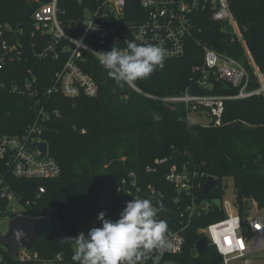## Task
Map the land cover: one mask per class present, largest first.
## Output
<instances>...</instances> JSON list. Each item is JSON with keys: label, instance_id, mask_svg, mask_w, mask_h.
Returning <instances> with one entry per match:
<instances>
[{"label": "trees", "instance_id": "obj_1", "mask_svg": "<svg viewBox=\"0 0 264 264\" xmlns=\"http://www.w3.org/2000/svg\"><path fill=\"white\" fill-rule=\"evenodd\" d=\"M228 3L253 61L264 72V0H228ZM86 5L90 6L89 0H84ZM37 6L34 0H0V24H21L31 29L26 13ZM59 7L66 12L62 19L80 17L83 8L76 0H59ZM220 27L218 23L204 20L202 41L248 68L242 47L236 42L230 43L226 34H220ZM46 43L47 40L38 35L27 34L22 59L7 64L0 76L3 84L0 87V136L21 135L36 121L41 107L51 115L42 125L41 138L47 143L49 156L59 164L60 175L54 179L13 182L16 193L31 199L23 215L48 220L34 243V248L42 255L63 252L70 264H78L72 260L73 243L64 239L99 227L100 212H104L107 219L119 217L127 199L117 195L116 187L129 172L136 174L146 194L147 186L161 193L162 197L150 200L156 206L162 203L167 210L158 216L167 221L168 230L177 229L181 222L180 212L173 202L174 187L165 180L172 165L196 168L202 176V184L209 177L220 179L207 195L201 196L199 191L201 199H222L226 189L222 181L231 178L239 201L254 200L258 207H264L262 97L225 101L220 126L188 121L183 104L151 98L177 96L187 89L197 95L237 93V89L222 81L210 79V89L190 81L192 67L201 65L203 60L199 46L189 42L184 56L164 60L163 66L157 67L149 77L136 81V87L118 86L107 76L98 59L87 56L82 69L96 82L98 95L71 100L59 94L42 95L62 62L34 57L31 45L35 44L37 51ZM106 46L118 47L111 42ZM95 47L99 50L97 45ZM28 71L36 79L37 98L21 96L11 90L12 85L30 79ZM254 88L256 83L252 81L250 89ZM153 115L160 119L154 120ZM39 187H44L45 193L33 199ZM224 217L225 213L215 207L206 215L193 218L185 229L183 252L164 254L160 264H221V256L214 248L210 247L207 256L197 255L194 249L200 237L198 230Z\"/></svg>", "mask_w": 264, "mask_h": 264}, {"label": "built area", "instance_id": "obj_2", "mask_svg": "<svg viewBox=\"0 0 264 264\" xmlns=\"http://www.w3.org/2000/svg\"><path fill=\"white\" fill-rule=\"evenodd\" d=\"M30 17L31 29L17 24H0V76L7 64L22 59L24 37L40 36L47 43L36 51L32 44L33 55L38 60L49 58L61 62L51 85L42 91V95L59 94L75 100L80 97L94 98L98 95L96 82L82 69L87 56L95 55L92 51L111 50L107 43L125 48V41L142 44L145 41L160 46L165 51L164 60H173L185 55L189 42L199 46L203 53L201 65L192 67L190 81L203 89H210V79L222 81L237 89L236 94L197 95L188 89L177 96L151 97L165 103H181L185 106L188 121L192 117L205 116L207 124L220 126L224 113L225 101L241 100L253 96L264 99V72L252 59L246 41L243 38L228 0H89L90 6H84V0H76L82 8L81 16L62 19L66 15L59 7V0L41 2ZM135 6V8H134ZM221 25L219 33L226 34L230 43H238L247 57L248 68L234 57L219 53L202 41L203 22ZM86 48L74 40H81ZM99 47V50L95 46ZM105 46V47H103ZM97 59V58H96ZM30 79L22 84H14L11 90L21 96L37 98L39 89L31 71ZM1 81V79H0ZM256 88L250 89L251 82ZM1 87L3 84L1 82ZM54 115L58 113L53 112ZM50 114L44 108L38 110L36 121L25 128L18 136H0V222H10L11 215L24 216L30 207L31 199H24L13 190V182L19 179H54L61 173L56 160L49 156L46 141L41 138L43 123ZM83 132V131H82ZM46 143V153L41 152L36 143ZM196 168L186 164L172 165L165 180L174 187V203L180 212V226L168 230L167 237L172 247L166 255L181 254L186 238L185 229L193 218L206 215L218 207L225 217L198 230L199 238L205 237L208 247H212L221 256V264H264V207H258L254 200H238L236 190L232 200L201 199L203 187ZM208 179V178H207ZM147 194L142 189L134 172L123 177L116 187L118 196L127 201L137 197L152 199L162 197L154 187L147 186ZM201 192V196L199 195ZM45 193L39 187L33 199ZM131 194V195H129ZM19 195V201L16 196ZM23 206L16 211L12 204ZM14 217V218H15ZM195 253L198 255V253ZM155 255V253H153ZM0 264H70L63 252L42 255L34 248L22 247L9 254L0 246ZM145 264H153L149 259ZM175 264V263H165Z\"/></svg>", "mask_w": 264, "mask_h": 264}, {"label": "clouds", "instance_id": "obj_3", "mask_svg": "<svg viewBox=\"0 0 264 264\" xmlns=\"http://www.w3.org/2000/svg\"><path fill=\"white\" fill-rule=\"evenodd\" d=\"M74 41L87 47L82 39ZM125 44L123 49L112 47L107 52L92 53L118 86L136 87V81L163 66L165 51L147 41L138 44L129 40ZM153 119L158 121L160 117L153 115ZM162 211H167L162 203L156 206L150 199L137 197L126 202L116 220L98 213L99 227L64 239L74 244L72 260L78 264H145L151 259L153 264H160L165 251L172 247L167 221L158 216Z\"/></svg>", "mask_w": 264, "mask_h": 264}, {"label": "water", "instance_id": "obj_4", "mask_svg": "<svg viewBox=\"0 0 264 264\" xmlns=\"http://www.w3.org/2000/svg\"><path fill=\"white\" fill-rule=\"evenodd\" d=\"M32 12L33 9H29L26 15L31 16ZM36 146L40 150L41 156H44L46 153V143H36ZM218 183H220V179L209 177L203 187V194L207 195ZM16 198L19 201L21 200L19 195H17ZM47 223L48 220L44 217L28 218L26 216H17L9 222L8 232L4 235H0V246L5 248L9 254H13L19 248L29 247L37 241ZM17 233H21V235L18 236ZM195 249L199 256H207L210 254L208 241L205 237H201L197 240Z\"/></svg>", "mask_w": 264, "mask_h": 264}, {"label": "rangeland", "instance_id": "obj_5", "mask_svg": "<svg viewBox=\"0 0 264 264\" xmlns=\"http://www.w3.org/2000/svg\"><path fill=\"white\" fill-rule=\"evenodd\" d=\"M192 118L194 122L207 125V119L205 116H201L200 118H195V117ZM222 182L223 185H226L225 193L222 199L231 202L232 196L235 191V188L233 186V181L231 178H228V179H224ZM12 206L16 211H21L23 209V206L21 204L13 203ZM8 225H9V221L5 223L0 222V235H4L8 232ZM73 249H74V244H73Z\"/></svg>", "mask_w": 264, "mask_h": 264}]
</instances>
